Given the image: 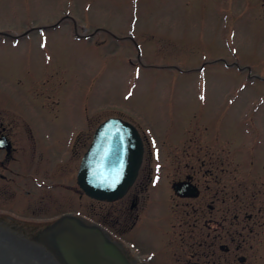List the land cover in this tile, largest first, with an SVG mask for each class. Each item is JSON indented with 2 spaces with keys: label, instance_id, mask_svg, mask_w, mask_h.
I'll use <instances>...</instances> for the list:
<instances>
[{
  "label": "rangeland",
  "instance_id": "1",
  "mask_svg": "<svg viewBox=\"0 0 264 264\" xmlns=\"http://www.w3.org/2000/svg\"><path fill=\"white\" fill-rule=\"evenodd\" d=\"M0 109L26 123L25 138L31 132L26 140L37 154L26 173L41 167L55 174L47 182L69 185L52 192L67 205L48 209L46 199L32 206L37 211L25 193L34 194L35 183L20 177L28 188H16L0 215L47 224L71 212L119 236L131 254L135 241L158 233L154 217L163 197L171 230L175 208L193 211L171 190L183 177L180 165H200L180 164L182 153L227 148L233 174L264 186V0H0ZM109 117L137 124L162 148L154 160L147 143L139 180L146 177L147 188L119 224L117 208H129L133 194L118 202L92 199L76 177L95 130ZM68 166L71 172L62 173ZM152 169L161 171L154 183ZM139 208L142 234L134 237L126 228Z\"/></svg>",
  "mask_w": 264,
  "mask_h": 264
},
{
  "label": "flooded vegetation",
  "instance_id": "2",
  "mask_svg": "<svg viewBox=\"0 0 264 264\" xmlns=\"http://www.w3.org/2000/svg\"><path fill=\"white\" fill-rule=\"evenodd\" d=\"M133 124L138 128L144 143L143 163L148 154L147 143L150 146L152 158L154 160L161 159L162 148L159 146L158 140H154V143H152L146 133H143L144 131L142 132L137 124ZM24 125L26 123L11 120L6 111L0 109V170H2L0 172V201L6 199L0 204L5 205L4 203L8 200L14 199L18 195L16 188H21V186L28 188L27 182H22L18 178L24 177L26 179L29 177L34 181L37 189L34 194H31L32 190L27 189L25 191L29 197H34L29 202L32 203L29 209L39 208V204L46 202V199H49L46 202L50 205L48 209L56 207V202H59L61 206L67 205L64 201L67 203L68 198L66 200L56 199L52 196V192L56 187L68 189V184L47 182L46 178H52L55 174H51L48 169L42 171L41 167L36 166L35 171H33L34 174L26 173L27 170L31 169L30 160L32 154L36 156L37 149L35 145L26 140L31 132L25 138V134L22 132ZM212 136L215 140H221L222 138L229 140V137L218 132H212ZM215 144L217 143L215 142ZM179 157L180 164L188 159L200 162L198 168L189 162L180 165L184 170L179 169L178 171L181 172L183 177L173 181L171 186L172 193L176 197L188 199L181 204L189 206L193 211L187 210L185 213L176 211L175 208L173 214L179 218L176 219L177 223L172 224L174 230H171L164 222L169 214V208L166 206L168 201L163 197L154 217L158 233L152 238L143 239L141 242L135 241L138 243L135 244L138 250L135 249L133 253L129 254L122 244V239L119 236L114 237L120 243L124 252L133 260L134 264H146L149 260L146 261L143 255L150 259L151 264H264V186L251 187L249 177H242L241 181L233 174L232 169H230V160L231 158L233 160V157L227 148L217 149L212 153L209 149L197 154L187 152L182 153ZM143 163L134 185L124 197L116 200L118 202L130 194H133L131 198L134 197L129 208L126 209L125 203L117 208L118 224L126 221L128 210L138 208L139 194L144 193L147 188L146 177L143 176L141 182H139ZM15 164H20V168L18 169ZM60 170L62 173L66 170L65 174L71 172L69 166L67 169ZM22 172H25L24 175ZM160 173L161 171L152 169L150 183H154L155 178H160L161 176H158ZM262 173L264 174V171ZM2 180L7 181L9 185H4ZM262 183L264 185V180ZM177 185H180L182 191H186L180 193L176 188ZM42 188L44 189L42 190ZM159 189L156 191L157 194H160ZM39 190L41 191L37 195ZM0 209L4 208L0 205ZM236 209L240 212H235ZM140 211L139 208L134 221L126 228V230L131 229L135 232L134 237H140L142 234L141 227H138ZM65 214L72 213L66 212ZM173 214L170 211V215L173 216ZM130 216H132V213ZM58 218L56 217L54 220ZM14 221L16 219L11 215H0V225L6 224L12 228L15 227ZM20 222L27 226L28 224L38 226L46 224ZM43 227L33 229L30 232H27V230L26 232H24L25 230H22L23 232H19L18 229L12 230L25 238H30Z\"/></svg>",
  "mask_w": 264,
  "mask_h": 264
},
{
  "label": "water",
  "instance_id": "3",
  "mask_svg": "<svg viewBox=\"0 0 264 264\" xmlns=\"http://www.w3.org/2000/svg\"><path fill=\"white\" fill-rule=\"evenodd\" d=\"M143 155L138 129L121 118L110 117L97 127L82 158L78 185L92 199L118 200L134 184ZM176 188L180 193L186 191L180 185ZM13 224L12 228L0 225V264H134L102 225L83 217L65 214L45 227L27 226L18 220ZM40 227L30 238L13 231L30 232Z\"/></svg>",
  "mask_w": 264,
  "mask_h": 264
}]
</instances>
